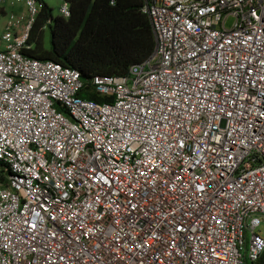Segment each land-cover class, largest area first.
I'll return each instance as SVG.
<instances>
[{"label":"built area","instance_id":"1","mask_svg":"<svg viewBox=\"0 0 264 264\" xmlns=\"http://www.w3.org/2000/svg\"><path fill=\"white\" fill-rule=\"evenodd\" d=\"M0 10V264H262L264 0H142L154 52L100 102L25 53L39 0Z\"/></svg>","mask_w":264,"mask_h":264},{"label":"trees","instance_id":"2","mask_svg":"<svg viewBox=\"0 0 264 264\" xmlns=\"http://www.w3.org/2000/svg\"><path fill=\"white\" fill-rule=\"evenodd\" d=\"M66 1L71 9L68 18L54 16L52 8L39 0L25 53L77 69L85 82L80 95L100 102L102 97L89 91L94 75L126 74L132 65L152 56L155 38L150 20L141 11L142 0ZM47 27L50 45L45 44ZM260 262L264 264V252Z\"/></svg>","mask_w":264,"mask_h":264},{"label":"rangeland","instance_id":"3","mask_svg":"<svg viewBox=\"0 0 264 264\" xmlns=\"http://www.w3.org/2000/svg\"><path fill=\"white\" fill-rule=\"evenodd\" d=\"M43 1L46 2L47 5L52 8L54 16H60L61 15L60 8L66 2V0H43ZM6 9H7V11L12 10L15 12L21 11L22 9L24 10L23 5H16V6L7 5ZM4 21H5L4 15L0 14V29L3 28ZM231 24H232L231 20H229L227 25L231 26ZM50 41H51L50 29L47 27L45 30V44L50 45ZM260 230L261 231L264 230V221L261 223Z\"/></svg>","mask_w":264,"mask_h":264}]
</instances>
